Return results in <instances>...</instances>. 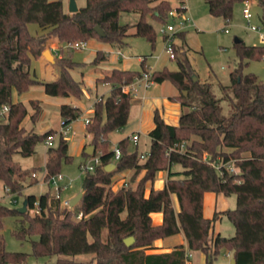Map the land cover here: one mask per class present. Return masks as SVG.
<instances>
[{
	"label": "trees",
	"instance_id": "obj_1",
	"mask_svg": "<svg viewBox=\"0 0 264 264\" xmlns=\"http://www.w3.org/2000/svg\"><path fill=\"white\" fill-rule=\"evenodd\" d=\"M205 1L212 15L229 23L236 2L245 0ZM256 1L264 7V0ZM171 7L170 0H87L77 12H69L65 0H0V108L9 105L5 119H0V181L10 194H22L27 182H37L34 168H24L14 161V155L31 156L38 142L58 134L55 128L38 130L41 100H15L14 93L21 95L37 84L51 96L79 98L84 93L82 83L71 73L78 65L71 56L59 59L61 70L55 80H40L32 74V59L42 56L47 37L32 35L28 24L51 27L50 33L61 43L62 53L64 43L77 39L96 38L123 46L126 38L143 36L154 44L157 33L152 21L166 23ZM124 14L136 15V23L122 22ZM97 25L103 28L104 36L96 31ZM186 35L187 31L178 33L182 40L174 58L178 69L164 66L152 71L156 83L168 80L178 89L179 93L170 99L187 109L181 113L179 123L166 122L156 110L145 157L137 149L130 151L131 141L126 137L118 143L121 158L114 160L110 134L128 123L133 105V96L124 92L123 86L148 70L142 60L143 71L113 68L100 78L112 89L107 97L94 103L86 123L95 150L88 154L86 147L82 155L87 160L99 150L101 162L84 174L82 199L69 208L50 191L39 196L29 194L23 213L0 201V264H26L30 255L57 256L56 261L46 264H187V253L196 251L205 254V264H214L222 250H231L236 264H264V81L245 71L251 60L264 59V44L234 40L239 62L229 74L230 83L219 82L221 94L217 95L214 82L194 80L195 69L184 48ZM102 59L98 51L94 63ZM223 102H227L228 112ZM61 116L64 124H70L80 116V108L63 104ZM26 117L29 119L24 125ZM57 137V143L47 150L46 180L61 173L63 160L72 159L68 138L62 134ZM182 143L183 150H170ZM218 158L234 161L238 171L225 170L221 174L215 165ZM128 170L132 171L129 183L115 191L114 175ZM160 171L167 172L165 185L147 188L146 183L154 182ZM207 192L235 194L236 207L206 217ZM33 209L38 214L32 215ZM154 212L163 213L161 224L153 223ZM220 214L233 223V236L215 232ZM8 216L21 217V228L13 232L18 238L39 236L32 241L31 254L7 250L2 229ZM178 234L184 236L186 244L167 252H148L157 239ZM129 236L136 239L131 246L125 243ZM79 254L93 256L90 262H84L74 258Z\"/></svg>",
	"mask_w": 264,
	"mask_h": 264
},
{
	"label": "rangeland",
	"instance_id": "obj_2",
	"mask_svg": "<svg viewBox=\"0 0 264 264\" xmlns=\"http://www.w3.org/2000/svg\"><path fill=\"white\" fill-rule=\"evenodd\" d=\"M86 1L87 0H77L78 6H84ZM184 1L187 6V10L183 15L188 17L192 22L191 25L187 26V30H185L187 31V37L185 39L186 46H184V48L187 50V55L189 56L193 68L195 69L193 76H197V79H201L203 81L208 80L214 82V91L217 95H220L221 89L219 87V82L222 84H229V74L239 62V56L236 48L234 47L235 38H241L246 44H264V41L261 40L258 33L249 29V22L243 13L245 6L244 1L236 2L233 17L229 23H227V21L222 17L212 15L209 12V8L205 0ZM250 1L252 11L250 24L260 26L264 31V7L259 5L256 0ZM170 2L172 6L179 5L178 0H170ZM66 8L68 10V6H66ZM183 15L176 18V20L169 18L166 23L176 24L178 21L183 19ZM121 21H127L134 24L137 21V16L134 14H124L121 17ZM152 23L154 24L157 33L154 44L143 36H130L126 38V43L123 46H115L108 42L91 38L88 40V45L83 49L76 50L72 48L70 45L72 42L63 44V53H58L57 49L52 48L51 52L53 56H55L54 61L39 58L32 59V74L40 80L51 81L57 79L60 75L61 65L59 59L61 57L71 56L72 59L78 63V65L71 70V73L76 80L82 83V87L84 89V93L81 97L78 98L72 96L70 99L74 105H78L80 107L83 113L76 125L73 123L70 124V131L67 135L69 141V154L72 156V159L68 162L63 160L60 168V172L66 176L63 183L67 185V188L62 192V200H68L73 195L75 196L82 191L84 174L81 171L80 164L84 161L85 157L78 152L80 139L83 137L85 141H87L85 148L93 145L91 136L86 137L85 134H82L85 132L83 127L85 124L84 117L92 115L93 103L97 97L101 95L107 97L110 94L111 88L110 85L97 81L100 74H107L113 68L124 69V67H128V69L132 70L143 71L141 65L143 58L145 60V67L148 71L162 69L164 66H167L171 70L178 69L177 61L170 59L164 50L162 28L166 23L156 21H152ZM28 29L34 36L42 34L46 35V49L52 47V43L57 45L60 43L57 37L50 33L51 27L43 28L38 23L32 22L28 24ZM226 29H228V31H226ZM177 43L182 44V40L179 38ZM98 50H100L99 57H104V59H106L108 55V59H102L99 63H94ZM60 55L62 56L60 57ZM245 71L257 74L259 78L264 81V59L251 60ZM55 75L57 76L55 77ZM175 88V85L168 80L162 84L152 85L146 90L143 86L137 87V92H133L131 94L133 96V100L134 98L142 96V94H144V90L147 95V99L144 101V105L137 104V102L134 101L130 111L128 123L123 128L115 130L110 134V141L112 145L115 146L120 140L131 134L139 132V144L136 146L130 142V151L136 149L143 153L149 151L151 145L149 132L154 126L153 116L155 111L158 109L162 116L170 112L171 116L166 115V119L169 123L178 124L179 120H175V117L178 116L180 111L182 113L187 110L183 109L182 105L174 104V102L169 99V95L179 93V91ZM28 91L32 92L37 98L41 95H46L44 86L41 84L33 85ZM25 97L26 94L19 97V99L22 100ZM223 107L226 112L229 111L227 102H223ZM50 113L51 114L48 120L54 127H57L61 120V114L54 111ZM26 119L27 117L23 121L24 125L28 123V119ZM38 130L42 131V122H40V119L38 123ZM54 136L56 138L58 134H55ZM58 139L59 137L56 138L54 144L57 143ZM48 147L49 146L45 141H41L36 145V152L33 155L27 157L20 154L14 155V161L20 163L23 167L27 169L34 168L33 171L38 174V178H35L37 179L35 184L29 185V182H27L28 186L23 190L22 194L7 193L5 191V186L0 181V201L3 204L10 208L18 209L23 205L26 195L34 194L39 196L46 191H50L52 193L56 192V189L49 185L48 180H46L44 176L42 177L44 174V165L47 159ZM99 152L100 151L98 150L97 154H100ZM36 166H40V172H38V168H36ZM166 174V171H160L156 180L154 182L148 181L146 183V187H154L158 189L160 186V184H158L159 182L165 185L167 179ZM131 175L132 171L129 170L122 173H116L113 177L112 188L117 191L122 186H126L129 183ZM141 175L138 176V179ZM217 195L219 196V204L217 206L218 209L221 207H236L237 198L235 194L230 196H226L224 194ZM213 211L214 206L209 205L206 208L205 213L207 215H213ZM30 213L32 215H36L38 214V211L37 209H33L30 210ZM21 224L22 221L20 216H8L5 218L2 232L6 239V247L9 251L26 252L31 254L33 249L32 241L39 239V236L34 235L27 239L18 238L13 232L14 230L20 229ZM218 224L219 231L223 236L230 237L235 234V227L226 215L220 214L217 225ZM103 237H106V230L103 232ZM92 256V254H79L74 258L78 261L90 262ZM205 259V254L202 251H196L191 258L193 264H205ZM232 259L233 252L231 250H222L214 260V264H231ZM56 260L57 256L37 257L30 255L26 264H46ZM88 264L95 263L90 262ZM188 264H190V262Z\"/></svg>",
	"mask_w": 264,
	"mask_h": 264
},
{
	"label": "built area",
	"instance_id": "obj_3",
	"mask_svg": "<svg viewBox=\"0 0 264 264\" xmlns=\"http://www.w3.org/2000/svg\"><path fill=\"white\" fill-rule=\"evenodd\" d=\"M178 1H179V5L172 6L168 13L169 18L171 19L173 18L174 20H176V18H179L181 15L185 14L187 10L185 1L184 0H178ZM244 2H245L244 4L245 6L243 9V13H244L245 18L249 22V26H248L249 29L258 33L261 40L264 41V31L262 30V28L260 26H255V25L250 24V21L252 18L251 1L245 0ZM191 23L192 22L190 21V19L183 15V19L178 21V23L176 24L166 23L163 25L162 34H163V40H164V50L170 59H174L176 57V46L178 44L177 41L179 39L178 33L187 30V26L191 25ZM226 31H228V29H226ZM70 45L72 48L76 50L83 49L88 45V40H81V39L76 40L70 43ZM142 60H144V58ZM154 84H155V81L152 78V71H144L142 73V76L135 78L134 81L129 84H125L123 86V91L126 93L132 94L133 92H137V87L139 86H143L145 89H148ZM8 111H9V105L2 106L0 108V119H5ZM85 121L86 123H88L89 117H87ZM70 124H64V121H62L61 128L58 131V134H62L63 136L67 138V135L70 131ZM128 137L130 141L136 146L139 144V140H140L139 132L131 134ZM54 139H55V136L50 135L48 136L45 142L50 147L54 145ZM184 147H185V144L182 143L180 144L179 147H171L170 150H173V149L183 150ZM113 151H114V160L116 161L119 160L122 156V152L118 144L114 146ZM147 153L148 152L146 153L142 152V155H141L142 158H144ZM205 158L208 159L209 157L206 156ZM100 162H101L100 154H97L93 156L91 159L83 162L80 165L82 173L85 174L88 171H93L96 168V166L100 164ZM215 165L221 174H223L225 170L229 172L238 171V168L235 166L234 161L232 160L224 161L221 158H218ZM33 176L35 177L37 176L36 172L33 173ZM64 179H65L64 175L62 173H59V174L52 176L48 180V183L56 189V193L54 194L60 199L61 204L63 206H67L71 208L69 204V201H70L69 199L62 200V191L67 187L66 184H63ZM6 190L9 191V188L6 187ZM81 216H82V212L79 213V217ZM191 257H192V253L188 252L187 253V264L190 262Z\"/></svg>",
	"mask_w": 264,
	"mask_h": 264
},
{
	"label": "crops",
	"instance_id": "obj_4",
	"mask_svg": "<svg viewBox=\"0 0 264 264\" xmlns=\"http://www.w3.org/2000/svg\"><path fill=\"white\" fill-rule=\"evenodd\" d=\"M65 2H66V6H68V2H69V0H65ZM50 44V43H49ZM52 45V47H49V48H47L48 50H50V53L52 54V52H51V49L52 48H54V49H57V51H58V53L60 52L59 51V48H60V46H61V43H59V45H57V44H55V43H52L51 44ZM53 46H55V47H53ZM98 51H100V50H98ZM97 51V52H98ZM103 51V50H102ZM106 52V51H105ZM107 53V52H106ZM108 54V53H107ZM53 55V54H52ZM62 55H60V57H61ZM54 57V60H55V56H53ZM159 58V57H158ZM39 59H45V60H48L43 54H42V56L39 58ZM108 59V55H107V57H106V59H104V60H107ZM49 61V60H48ZM128 69V67H124V69ZM106 74H100V76L97 78V81L98 82H101V81H99V79L100 78H103L104 76H105ZM57 75H55V77H56ZM165 82V81H164ZM104 83V82H103ZM163 83V82H162ZM162 83H156L155 82V84L154 85H158V84H162ZM107 85H110L111 86V88H110V93H111V89H112V85L110 84V83H106ZM176 87V86H175ZM175 89H177V88H175ZM146 90V89H145ZM145 90H144V94H142V96H140V97H137V98H134V100H133V104H134V101L135 102H137V104H141V105H144V101L147 99V95L145 94ZM177 91H178V89H177ZM26 94V97L25 98H23L22 99V101H26V100H29V99H34V98H36V99H39V100H41V104H42V107H43V109H42V113H41V116H40V122H42V131H45V130H48V129H50V128H55V129H57L58 131L60 130V128H61V123H62V121H63V118H62V116H61V120H60V122H59V125L57 126V127H54L53 126V124L48 120V118L50 117V112H52V111H54V112H57V113H59V114H61V107H62V105L63 104H70V105H72V106H77V107H79L78 105H74V103H72V100L70 101V99H71V97L72 96H69V97H59V96H51V95H48V94H46V95H41V96H39V98H37L32 92H30V91H28V92H25V93H23V94H21V95H18L16 92L14 93V99L15 100H20L19 99V97H22L23 95H25ZM178 93H174V94H172V95H169V99L171 98V96H174V95H177ZM102 96H104V95H101V96H98L97 97V99L95 100V102L99 99V98H101ZM141 100H142V102H141ZM171 100V99H170ZM172 101V100H171ZM71 102V103H70ZM94 102V103H95ZM174 102V104H180L181 105V103L180 102H176V101H173ZM94 103H93V111H94ZM177 107V106H176ZM182 107V106H181ZM80 108V107H79ZM180 109V108H179ZM182 109V108H181ZM158 110V109H157ZM82 110L80 109V116L78 117V119H76V120H74L72 123L74 124V125H76V123L78 122V120L81 118V115H82ZM180 113H181V111L178 113V116H176L175 117V120H179L180 119ZM93 114V113H92ZM166 115L167 116H171L170 115V112H168L167 114H165V115H163L162 117L165 119V121L166 122H168L169 123V121L166 119ZM92 116V115H91ZM165 116V117H164ZM87 117H90V116H86V117H84L85 118V120H86V118ZM27 119H29V117H27ZM26 119V120H27ZM71 123V124H72ZM170 124H172V123H170ZM84 130H85V132H83L82 134H85V136L86 137H89L90 135L89 134H87L86 133V121H85V124H84ZM154 127V126H153ZM152 127V128H153ZM151 128V129H152ZM150 129V130H151ZM57 138V137H56ZM56 138L54 139V141L56 140ZM86 142L87 141H85V139L82 137L81 139H80V145H79V153H81L82 154V151L85 149V144H86ZM49 148V147H48ZM92 158V157H91ZM91 158H88L87 160H89V159H91ZM87 160H84L83 162H85V161H87ZM82 162V163H83ZM81 163V164H82ZM80 164V165H81ZM25 168V167H24ZM36 168H38L37 170H38V172H40V166H36ZM44 172H45V165H44ZM164 172V171H163ZM44 176V174L42 175V177ZM166 176H167V174H166ZM37 178H38V174H37V176H36ZM64 178H66V176H64ZM64 181H65V179H64ZM158 182V181H157ZM45 183V182H44ZM46 184V183H45ZM64 184V183H63ZM158 184H160V186H159V188H162L164 185L163 184H161V182H159ZM157 184V185H158ZM4 185V184H3ZM50 185V184H49ZM28 186V185H27ZM26 186V187H27ZM51 186V185H50ZM67 186V185H66ZM52 187V186H51ZM67 188V187H66ZM65 188V189H66ZM64 189V190H65ZM63 190V191H64ZM5 191L7 192V193H9L7 190H6V187H5ZM62 191V192H63ZM56 193V192H55ZM10 194V193H9ZM74 197V195L71 197V198H73ZM218 195L216 194V193H214V192H207V193H205V196H204V214H205V216L206 217H212L213 215H214V213L216 212V211H222V210H224V209H226V208H223V207H221L220 209H218L217 208V206H218V204H219V199H218ZM70 198V199H71ZM69 199V200H70ZM26 200V199H25ZM223 203V202H222ZM209 205H213L214 206V211H213V215H207L205 212H206V208L209 206ZM152 218H153V221H154V223L155 224H161L162 222H163V218H164V216H163V213L162 212H154V213H152ZM218 222V221H217ZM217 222L215 223V232L216 233H219L220 231H219V224L217 225ZM178 244H186V240H185V238H184V236L182 235V234H178V235H175V236H172V237H168V238H165V239H157L156 241H155V243H154V248L153 249H149L148 250V252H167V251H171L176 245H178ZM193 254H195V252L194 253H192V256H193ZM192 258V257H191ZM233 260V259H232ZM190 264H193V261L190 259Z\"/></svg>",
	"mask_w": 264,
	"mask_h": 264
},
{
	"label": "water",
	"instance_id": "obj_5",
	"mask_svg": "<svg viewBox=\"0 0 264 264\" xmlns=\"http://www.w3.org/2000/svg\"><path fill=\"white\" fill-rule=\"evenodd\" d=\"M68 10L69 12H77L79 10V6H78V3H77V0H69L68 2ZM96 31L101 35V36H104L105 35V32L103 30V28L100 26V25H97L95 27ZM235 41L236 42H241L242 39L239 38V37H236L235 38ZM49 61H54V57L53 55L50 53V50L46 49L43 51L42 53ZM194 80H197V76H193ZM185 94H187V92H185ZM95 150V146L94 145H91V146H88L86 148V152L88 154H93ZM115 164H112L111 167H114ZM107 169L110 170L111 168L109 166H107ZM83 194L84 192L81 191L79 192L77 195H75L73 198L70 199L69 201V204H70V207H74L76 204H78L80 202V200L82 199L83 197ZM20 212H25L27 210V200H24L23 202V205L18 208ZM135 237L134 236H129V237H126L125 238V243L128 245V246H131L134 242H135ZM231 264H236L235 262V259L232 260Z\"/></svg>",
	"mask_w": 264,
	"mask_h": 264
}]
</instances>
